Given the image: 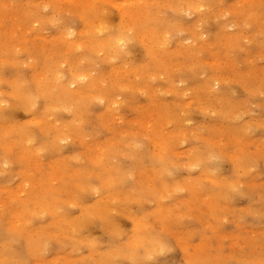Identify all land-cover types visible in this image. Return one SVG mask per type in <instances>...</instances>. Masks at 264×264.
Masks as SVG:
<instances>
[{
    "label": "rangeland",
    "instance_id": "1",
    "mask_svg": "<svg viewBox=\"0 0 264 264\" xmlns=\"http://www.w3.org/2000/svg\"><path fill=\"white\" fill-rule=\"evenodd\" d=\"M98 1L0 0V264H264V0Z\"/></svg>",
    "mask_w": 264,
    "mask_h": 264
},
{
    "label": "bare ground",
    "instance_id": "2",
    "mask_svg": "<svg viewBox=\"0 0 264 264\" xmlns=\"http://www.w3.org/2000/svg\"><path fill=\"white\" fill-rule=\"evenodd\" d=\"M73 1L76 2V3L88 2V4L90 5V9H92V11L96 8L95 5L93 4L94 1L96 2V0H73ZM97 1H98V0H97ZM101 1H102V0H101ZM101 1L99 0L98 3H100ZM110 1H111V0H110ZM184 1H185V0H184ZM104 2H105V1H103V3H104ZM111 2H112V1H111ZM96 3H97V2H96ZM101 3H102V2H101ZM147 3H148V2H147ZM117 4H118V3H117ZM121 4H122V3H121ZM149 4H150V3H149ZM186 4H187V3H186ZM96 5H97V4H96ZM167 5H169V4H167ZM171 5H172V4H171ZM196 5H197V4H196ZM117 6H118V5H117ZM172 6H173V5H172ZM187 6L190 7V4H188ZM98 7H100V6H98ZM120 7H121V6L119 5V8H120ZM170 7H171V6H170ZM170 7H169V8H170ZM180 7H181V6H180ZM96 10H97V9H96ZM96 10H95V12H94V11H93V12L96 13ZM179 10H180V9H179ZM193 10H194V9H193ZM120 11H121V13H120L121 18H125V17H128V16H129V18H131V15L133 16V14L130 13V12H129V13H130L131 15H129L128 11L125 10L123 6H122L121 10L119 9V12H120ZM129 11H130V10H129ZM171 11H172V10H171ZM232 11H233V10H232ZM179 12H180V11H179ZM97 13H99V11H98ZM233 13H234V11H233ZM118 14H119V13H118ZM120 15H119V16H120ZM133 17H134V16H133ZM137 17H138V16H137ZM133 19H134V21L136 20L135 17L132 18V20H133ZM154 25H155V24H154ZM105 28H106V27H105ZM101 29H102V28H101ZM101 31L103 32V29L100 30V32H101ZM96 32H97V30H96ZM98 32H99V31H98ZM98 32H97V33H98ZM149 32H150V31H149ZM25 33H26V32H25ZM105 33H106V31H105ZM112 33H113V32H112ZM117 33H118V32H117ZM92 34H94V33H92ZM95 34H96V33H95ZM113 34H114V33H113ZM118 34H120V33H118ZM99 35H100V34H99ZM110 35H111V34H110ZM158 35H159V34H158ZM94 37H96V43H97L98 49H99V47L101 48V46H102V48H103L104 45H106V44L108 43V42L106 43L107 40L104 39L105 37H104V38L102 37L103 39H97V38L99 37V36H97V35L94 36ZM109 37H110V36H109ZM109 37L107 36L106 38L108 39ZM151 38H152V37H151ZM91 39H92V38H91ZM93 39H95V38H93ZM111 39L113 40L112 37H111ZM116 39L118 40V38H115V40H116ZM119 39H120V38H119ZM125 39H126V38H125ZM153 39H154V37L152 38V40H150V42H151V41H154ZM71 40H72V39H71ZM115 40H114V41H115ZM73 41H74V40H73ZM89 41H90V40H89ZM93 41H95V40H93ZM108 41H109V40H108ZM110 41H111V40H110ZM114 41H113V42H114ZM71 42H72V41H71ZM105 43H106V44H105ZM151 43H152V42H151ZM120 44H121V43H120ZM19 45H20V44H19ZM94 45H95V43H94ZM109 45H110V44H108V46H109ZM115 45H117V44H115ZM106 46H107V45H106ZM106 46H105V47H106ZM143 46H144V45H143ZM95 48H97V47L95 46ZM107 48H108V47H107ZM111 48H112V46H111ZM114 48L117 49L118 47H114V46H113V49H114ZM121 48H122V47H121ZM121 48L119 47V50H118L117 52L113 50L114 52H116V54H114V55H117V54L122 50ZM103 50H104V49H103ZM104 51H105V50H104ZM107 52H108V51H107ZM121 52H122V51H121ZM197 52H198V51H197ZM181 53H182V52H181ZM118 55H120V53H119ZM63 62H64V61H63ZM61 64H62V63H61ZM115 67H116V66H115ZM73 74H75V73H73ZM62 75H63V74H62ZM62 75L60 74V76H59L58 78H61ZM55 76H56V75H55ZM85 76H86V75H85ZM62 77H63V76H62ZM83 77H84V76H83ZM90 77H91V76H90ZM90 77H89V78H90ZM40 78H41V77H40ZM63 78H64V77H63ZM63 78H62V79H63ZM87 78H88V77H87ZM71 79H72L73 81H72V82L70 81V85H71V84H77V83H76L77 80H76V82L74 83V78H71ZM84 79H86V77H85ZM55 80H57V79H55ZM55 80H54V81H55ZM80 80H81V78H80ZM164 80H165V79H164ZM59 81H60V79H59ZM81 81H82V80H81ZM79 82H80V81H79V76H78V83H79ZM62 83H64V82L61 81V83H60L61 85H60V86H62ZM65 84H66V83H65ZM65 84H64V86H65ZM70 85H69V83H68V86H70ZM89 85H90V84H89ZM89 85H88V86H89ZM56 86H57V84H56ZM58 86H59V84H58ZM60 86H59V88H60ZM68 86H66V90H67L70 94H71L72 92H76V91H75L76 89L72 91V90H70V87H68ZM88 86H87V87H88ZM214 86H215V85H214ZM59 88H58V89H59ZM64 88H65V87H64ZM72 89H73V88H72ZM63 90H65V89H63ZM66 90H65V91H66ZM80 90H82V89H80ZM61 92H62V91H61ZM68 92H67V93H68ZM177 92H178V91H177ZM67 93H66V94H67ZM178 93H179V92H178ZM56 94H57V93H56ZM66 94H65V95H66ZM73 94H74V93H73ZM59 95L61 96V94H59ZM65 95H64V96H65ZM62 96H63V95H62ZM70 96H71V95H70ZM65 97H66V96H65ZM75 97H76V95H75ZM77 97H78V96H77ZM82 97H83V96H82ZM71 99H73V98H71ZM26 134H27V133H26ZM23 184H24V183H23ZM16 187H17V186H16Z\"/></svg>",
    "mask_w": 264,
    "mask_h": 264
}]
</instances>
